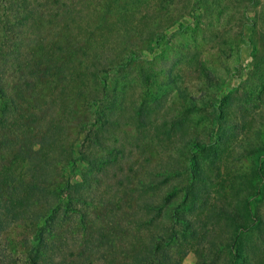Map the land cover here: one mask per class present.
I'll list each match as a JSON object with an SVG mask.
<instances>
[{
    "label": "rangeland",
    "instance_id": "obj_1",
    "mask_svg": "<svg viewBox=\"0 0 264 264\" xmlns=\"http://www.w3.org/2000/svg\"><path fill=\"white\" fill-rule=\"evenodd\" d=\"M8 98L0 156L8 134L35 151L92 149L83 200L58 219V264H118L149 232L177 229L163 203L158 212L141 204L180 199L193 167L205 175L196 183L205 205L182 212L196 234L169 243L171 264H202L198 254L224 264L232 224L208 212L256 190L264 174V0H0V116ZM101 109L115 121L94 145L109 116ZM254 206L264 220V200ZM260 232L241 235L244 248L260 247Z\"/></svg>",
    "mask_w": 264,
    "mask_h": 264
},
{
    "label": "trees",
    "instance_id": "obj_2",
    "mask_svg": "<svg viewBox=\"0 0 264 264\" xmlns=\"http://www.w3.org/2000/svg\"><path fill=\"white\" fill-rule=\"evenodd\" d=\"M66 35L67 32L62 34L61 37L63 38ZM93 50L96 51V48L94 47ZM129 57L128 55L123 61L122 58H119L117 63L113 62L116 69L126 66L132 60ZM67 61L71 62L70 60ZM72 68L73 65H71ZM97 79H99L98 76ZM183 93L182 90L178 92L180 97H185ZM78 98V96H72L67 99L66 103L70 102V107L65 110V114L74 113V104ZM12 101H14L12 98L5 100L6 104L0 118L8 113V109H13ZM99 110H97L98 113L100 112ZM101 111L103 115L109 116H106L103 122L95 126L96 131L91 140L92 144H100L101 140L98 133L103 129L104 122L108 119V124L112 125L115 121V119L111 118L110 111L106 112L105 109H101ZM145 113L150 115L151 109L146 110ZM135 115L138 120L142 117L139 110H135ZM23 136V140L26 137H30V135ZM19 138V135L8 134L7 141L9 145L7 146V151L0 156L2 158V162L0 161V264H58V261L53 257V243L57 235L56 229L62 223L58 219L65 215L68 210L74 209V201L83 200L82 185H85L89 175H93L88 173L91 170L85 168L84 161L86 162L92 149L81 151L78 145L75 146L74 142H71L68 146H64L60 153H51L50 150H44L42 145L35 151L28 146L25 147V145L20 144L18 142ZM194 153L197 154L198 152L194 151ZM177 168L178 166L171 164L170 167L168 166L165 169L172 173L177 171ZM58 170L60 175L63 174V176H65L64 173H71L72 171L73 174L79 175L81 182L76 179L75 175H73L75 176L73 182L67 179L65 181L57 180ZM152 170L153 173L156 171L159 173L165 172V170L160 169ZM201 170L192 168L188 177L189 184L186 185V189L180 199L163 197L164 202L160 199L159 206L153 204L152 199L141 204L146 206L147 203H150V206L149 204L148 206H156L155 208L158 212L160 204L163 203L177 229H172L167 235L160 230L149 232L147 242L138 248L130 258H124L118 264L173 263L168 251L169 243L174 240H185L196 234V229L182 212L189 208L190 205H197L199 208L205 205L203 202L201 205L196 202L198 200L196 191L200 190L197 189L200 184L196 183L200 179L205 178ZM259 182V187L253 192L247 189L243 192L241 189L238 200H227L224 204H219L218 208H212L208 212L209 217L217 219L222 215L228 218L232 224L231 231L225 238V244H220V246L222 245L220 249L225 250L227 253L223 259L224 264H264V231L261 229L264 220L256 211L253 212L254 205H258L259 202L264 200V174L262 172ZM201 201L199 200V202ZM162 212L165 214L164 210ZM247 220L251 222H246ZM255 228L261 231L259 234L262 239L260 247L255 248L250 245L244 248L245 242L242 240L241 235L250 237ZM64 238H66L65 235L60 236L56 243L61 244ZM196 251H198L197 248ZM258 251L261 252L259 253ZM178 253L179 255L183 254V250L178 251ZM198 256L202 258L200 262L204 264V257L200 254Z\"/></svg>",
    "mask_w": 264,
    "mask_h": 264
}]
</instances>
